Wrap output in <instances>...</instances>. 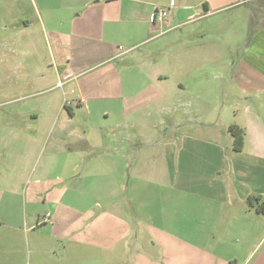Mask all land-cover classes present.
<instances>
[{"label":"crops","instance_id":"crops-1","mask_svg":"<svg viewBox=\"0 0 264 264\" xmlns=\"http://www.w3.org/2000/svg\"><path fill=\"white\" fill-rule=\"evenodd\" d=\"M252 1L56 0L57 11H70L69 18L59 20L48 6L50 0H40L44 13H37L36 26L25 22L24 28L14 33L29 36L31 31H40L42 39L49 41L50 61H46L41 60L38 33H34V40L30 36L26 39L25 45L38 60L23 65L25 71L18 78L20 90H33L24 100L34 95L39 98L34 104L24 101L18 108L5 109L6 122L0 116V264H19L21 245L42 254L45 241L57 245L59 254L54 264H264V215L243 205L244 197L264 201L261 117L250 133L247 129L244 132L242 148L233 149L235 155L229 157L226 188L214 187L209 199L221 207L230 200L234 208L239 205L235 211L230 205V230L213 237L212 245L207 237L195 247L171 235H151L147 223L139 225L126 218V212L140 207L139 181L145 185L142 194L147 198L151 194L147 183L156 177L158 157L163 158L166 178L167 160L178 153L172 152L174 142L135 141L127 133L135 126L124 124L117 116L111 124L96 122L95 109L89 105L97 98L96 91L85 82H76L83 74L79 67L111 63L138 46L131 44L121 51L118 40L127 24L134 25L129 37L133 38L137 30L141 36L145 33L142 44L152 40L155 30L160 37L181 29L197 14L211 15ZM157 8H167L169 16L160 24H152ZM241 74L242 70L238 76ZM110 76L115 80L119 74L114 70ZM110 76H103L99 82L112 80ZM71 82H76L77 92L70 88ZM261 82L264 84V76ZM105 87L100 97L117 100V84L107 82ZM260 90L264 99V85ZM17 97L9 103L23 98ZM66 97L70 102H64ZM118 109L123 115L124 108ZM47 113L53 119L46 123ZM112 114L105 111L101 121ZM161 142L164 149H159ZM187 145L185 141L179 145L185 155ZM164 187L170 189V185ZM143 228L148 235H142Z\"/></svg>","mask_w":264,"mask_h":264},{"label":"rangeland","instance_id":"rangeland-1","mask_svg":"<svg viewBox=\"0 0 264 264\" xmlns=\"http://www.w3.org/2000/svg\"><path fill=\"white\" fill-rule=\"evenodd\" d=\"M48 6L60 16L59 20L70 17L68 10L57 11L56 0H50ZM37 13H44L40 0H0V116L5 122V109L18 108L24 101L34 104L39 98L34 95L33 99L24 100L33 90L18 88V78L25 71L23 65H33L38 60L31 47L25 45L29 36L34 40L36 31H31L29 36L26 33L14 35L24 28L25 22L36 26ZM129 25L118 40L121 51L128 50L131 44L138 46L111 63L94 68L79 67L83 74L76 81L85 82L96 91L97 98L89 103L91 109H95L96 122L111 124L117 116L124 124L135 126L133 132H127L131 139L151 144L171 140L174 142L172 152H178L167 160L166 178L163 158H157L156 177L147 183L151 189L148 198L142 194L144 182H138L141 184L140 207L126 212V218L139 225L147 223L151 235H171L195 247L201 238L209 237V245H212L213 237L230 230L227 222L231 218L230 205L234 203L230 200L227 206L221 207L209 200L214 187L227 186L229 157L235 155L229 128L236 126L243 134L246 129L250 133L257 122L264 120V99L259 94L264 85L261 82L264 76V0L238 4L211 15L197 14L181 29L163 36L156 35L159 30H155L152 37L156 39L142 44L140 40L145 33L141 36L136 29L134 37H129L134 27ZM36 33L39 51L43 53L41 60L50 61L48 39L43 40L40 31ZM114 70L119 74L115 80L110 76ZM240 70L242 77L238 76ZM105 75L112 79L107 80L108 85L118 86L117 100L100 97L107 90V82H99ZM76 82H71L74 92L78 91ZM97 84L102 86L97 87ZM15 97L23 98L9 103ZM68 99L64 98V102ZM120 106L124 108L123 115L118 109ZM105 111L113 114L101 121ZM49 118L52 121L53 116L47 113L46 123ZM124 134L122 138H126ZM184 141L189 144L187 155L179 151ZM161 145L159 149H164L163 142ZM165 185H170V189L166 190ZM247 199L243 198L244 206H248ZM236 208L233 205V211ZM141 233L148 235L144 228ZM56 246L45 241L43 253L37 255L31 246L27 249L21 245L19 264H54Z\"/></svg>","mask_w":264,"mask_h":264},{"label":"trees","instance_id":"trees-1","mask_svg":"<svg viewBox=\"0 0 264 264\" xmlns=\"http://www.w3.org/2000/svg\"><path fill=\"white\" fill-rule=\"evenodd\" d=\"M229 131L234 138V149L239 151L243 145V130L236 126H230ZM248 206L255 208L258 214L264 215V201H261L259 197L250 196L247 199Z\"/></svg>","mask_w":264,"mask_h":264},{"label":"built area","instance_id":"built-area-1","mask_svg":"<svg viewBox=\"0 0 264 264\" xmlns=\"http://www.w3.org/2000/svg\"><path fill=\"white\" fill-rule=\"evenodd\" d=\"M168 16H169V10L167 8H157L152 13L151 22H152V24H155V23L156 24H160ZM49 217H50V215L49 214H46V216H45L46 220H48Z\"/></svg>","mask_w":264,"mask_h":264},{"label":"water","instance_id":"water-1","mask_svg":"<svg viewBox=\"0 0 264 264\" xmlns=\"http://www.w3.org/2000/svg\"><path fill=\"white\" fill-rule=\"evenodd\" d=\"M204 11H206V9H204Z\"/></svg>","mask_w":264,"mask_h":264}]
</instances>
